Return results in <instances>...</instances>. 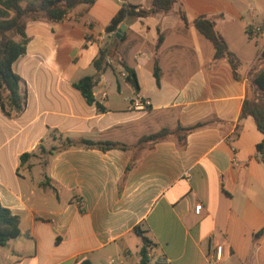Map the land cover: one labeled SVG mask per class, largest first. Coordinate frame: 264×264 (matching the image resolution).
Listing matches in <instances>:
<instances>
[{
  "label": "crops",
  "instance_id": "1",
  "mask_svg": "<svg viewBox=\"0 0 264 264\" xmlns=\"http://www.w3.org/2000/svg\"><path fill=\"white\" fill-rule=\"evenodd\" d=\"M124 2L149 7L152 0H97L58 23L27 21V50L13 65L25 110L8 116L0 106V201L19 216L21 235L0 247V264H140L143 237L151 245L146 264H264V236L256 237L264 228L257 158L264 135L252 117L241 119L248 74L264 49V10L236 0H179L168 14L123 23L118 51L140 90L113 61L112 74L129 87L103 74L94 90L101 111L73 84L96 73L92 62ZM180 7L190 23L202 16L215 22L239 60L240 80L227 60H213L211 42L179 19ZM136 99L147 101L146 109L134 108ZM199 122L206 126L184 145L173 136L137 146L164 127ZM66 139L74 145L64 146ZM82 139L128 148L85 147Z\"/></svg>",
  "mask_w": 264,
  "mask_h": 264
},
{
  "label": "trees",
  "instance_id": "2",
  "mask_svg": "<svg viewBox=\"0 0 264 264\" xmlns=\"http://www.w3.org/2000/svg\"><path fill=\"white\" fill-rule=\"evenodd\" d=\"M97 0H0V106L8 116H17L25 110L26 95L22 91V79L14 72V63L26 53L29 38L26 34L27 21L45 20L51 23H58L67 18L71 10L79 5H93ZM179 0H152L149 7L132 5L124 2L118 13L112 19L106 28L107 37L101 44L98 55L94 58L92 65L96 73L81 78L73 84L83 96L89 105L96 104L104 111V108L96 102L94 90L97 87L101 76L108 70L115 71L112 64L116 61L127 73L126 80L135 91L140 90L137 75L130 68L125 60L120 56L118 45L123 40L117 39L116 34L123 23L144 19L156 14H168L172 11ZM179 19L186 27L194 26L207 40L213 45V60H227L233 69L235 79L240 80L238 69L239 60L226 43L225 39L217 32L215 22L207 17H199L194 22L188 21L187 15L182 7L178 12ZM264 31V21L260 26ZM249 39H253L250 30H247ZM87 41L89 37H86ZM164 37L160 34L156 50L163 43ZM153 75L160 85L161 68L158 59H155ZM247 95L243 102L241 119L252 117L256 123L257 129L264 135V49L260 52L255 64L251 67L247 78ZM6 93V96L4 94ZM206 126V123H197L189 127L177 125L175 129L164 127L156 133L145 135L140 138L138 145L153 144L161 140L175 136L180 145H184L186 136L200 128ZM85 147H95L100 149H127L128 146L118 142H94L82 139L79 142ZM71 139H66L64 146H73ZM26 153L21 156V163L30 158ZM257 158L264 166V139L257 145ZM20 218L9 208L3 206L0 201V247H6L9 242L20 237ZM142 236V232L135 230ZM264 236V228L261 229L256 237ZM145 246L142 250V261L140 264H146L148 260V247H151L149 241L143 237ZM80 264H93L89 259L81 261Z\"/></svg>",
  "mask_w": 264,
  "mask_h": 264
},
{
  "label": "built area",
  "instance_id": "3",
  "mask_svg": "<svg viewBox=\"0 0 264 264\" xmlns=\"http://www.w3.org/2000/svg\"><path fill=\"white\" fill-rule=\"evenodd\" d=\"M102 41H104V38L101 39ZM148 102L147 101H141L139 99L134 100V102L132 103V106H134V108L136 109H146V107L148 106ZM202 210V205L198 204L195 206V213L197 215H200ZM147 255L149 256V253H147ZM222 259V247H217L216 253L214 255V261L215 262H220ZM109 264H116L114 260H111Z\"/></svg>",
  "mask_w": 264,
  "mask_h": 264
},
{
  "label": "rangeland",
  "instance_id": "4",
  "mask_svg": "<svg viewBox=\"0 0 264 264\" xmlns=\"http://www.w3.org/2000/svg\"><path fill=\"white\" fill-rule=\"evenodd\" d=\"M236 2H237V5H240V6L242 5V3H244L245 6H246L247 4H249V3H251V4L255 5V7H261V9L264 10V0H236ZM262 18H263V15H262V17H258V18H256V19L254 20V22H252V24H255V25L258 24V25H259L260 22H261V20H262ZM91 69H92V71H94V68H91ZM108 73H111V75H112L114 78H117V79H118V81H119L121 87H129L128 85L125 84V80H124V79L120 78L118 75L114 76V75L112 74V70H108ZM108 75H110V74H108ZM174 137H175V136H174Z\"/></svg>",
  "mask_w": 264,
  "mask_h": 264
},
{
  "label": "water",
  "instance_id": "5",
  "mask_svg": "<svg viewBox=\"0 0 264 264\" xmlns=\"http://www.w3.org/2000/svg\"><path fill=\"white\" fill-rule=\"evenodd\" d=\"M126 28H127V27H126L125 24H122V25H121L120 29L118 30V32H117V34H116L117 39H121V38H122L123 33L125 32Z\"/></svg>",
  "mask_w": 264,
  "mask_h": 264
}]
</instances>
